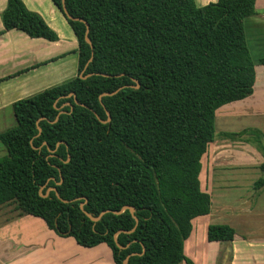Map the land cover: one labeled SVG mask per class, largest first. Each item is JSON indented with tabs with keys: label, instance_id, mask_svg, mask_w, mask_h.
Returning <instances> with one entry per match:
<instances>
[{
	"label": "trees",
	"instance_id": "1",
	"mask_svg": "<svg viewBox=\"0 0 264 264\" xmlns=\"http://www.w3.org/2000/svg\"><path fill=\"white\" fill-rule=\"evenodd\" d=\"M6 1L5 32L58 41L22 0ZM49 1L75 38L78 75L12 105L15 126L0 133V209L13 205L19 217L40 219L82 248L105 245L113 264H191L183 251L191 222L211 209L199 182L209 145L255 148L263 174L254 189L264 190V135L215 134L217 110L253 93L244 20L256 15V0L201 8L195 0H65L68 14L89 27L86 69L85 25L66 19L62 0ZM81 204L93 217L110 213L93 223ZM124 207L135 210L137 225L127 210L113 214ZM234 236L228 226L207 229L209 243Z\"/></svg>",
	"mask_w": 264,
	"mask_h": 264
},
{
	"label": "crops",
	"instance_id": "2",
	"mask_svg": "<svg viewBox=\"0 0 264 264\" xmlns=\"http://www.w3.org/2000/svg\"><path fill=\"white\" fill-rule=\"evenodd\" d=\"M27 1L29 4L42 2V0ZM216 1L207 0L202 4L206 6ZM22 3L26 7L25 0H22ZM6 5V0H0V130L8 126V121L14 118L4 112L6 109H4L5 103L3 104V87L13 91L16 87L22 93H27L32 88L39 87L47 79L57 82L62 80L61 78H67L73 69L75 71L73 78L78 75L77 60L74 67H71V62L67 61L71 55L77 57L75 39L69 41L67 48L61 50L62 42L59 37L57 42L51 43L43 39H31L16 30L5 32L1 14L6 9ZM255 9L256 15L244 20L246 44L255 66L253 93L247 99L217 110L215 119H245L248 125H245L241 131L247 128L254 129L264 135V66L258 64L264 58V0H256ZM55 10L51 12L54 21H56V13H59ZM60 16L63 18L61 14ZM40 71L44 73L41 74ZM28 98L30 97L25 99ZM17 101L7 102V107L10 106L12 110V105ZM3 149L5 148L0 143V158L4 157L6 150L3 152ZM262 164L261 154L251 145L218 139L209 145L201 159L199 182L201 191L211 198V209L209 215L191 222L192 231L185 242L195 236L198 227H201L202 232L205 233L206 240L207 229L210 226H228L235 231V236L230 244L207 241V244L203 245L205 247L190 246L191 256L185 253L184 255L191 264H264V190L257 195L254 189L262 178L263 173L260 170ZM27 217L0 221V224L7 225H0L4 226L0 228V264H109L108 260L94 258V255L88 252L85 254L78 252L80 257L78 258L77 255L67 263L54 261L58 259L56 253L47 257L49 254H44V249L38 246L37 242L47 236L55 239V233L46 228L42 230V236L39 238L27 237L26 235L32 230L24 226ZM197 219L201 222L200 226L195 227L194 223ZM16 241L19 243L16 244ZM100 247L102 245L92 250ZM194 251L202 252V255L195 259ZM229 256L230 261L227 263Z\"/></svg>",
	"mask_w": 264,
	"mask_h": 264
},
{
	"label": "rangeland",
	"instance_id": "3",
	"mask_svg": "<svg viewBox=\"0 0 264 264\" xmlns=\"http://www.w3.org/2000/svg\"><path fill=\"white\" fill-rule=\"evenodd\" d=\"M207 0H195V5L197 8H201L204 7L203 6V2H205ZM25 4H26V8L28 11L33 12V13H37L38 15H40V17L43 19V21L51 28L55 31V33L58 35V37L60 38L61 42H62V49L67 48L66 45H68L69 41H74V36L73 33L71 31V29L69 28V26L67 25V23L64 21V19L60 16L59 13H56V21L52 20L51 17V12L55 10V8L53 7V5L51 4V2L49 0H42V2H36V3H31L29 4V2L27 0H25ZM56 11V10H55ZM77 60L76 55H71L67 58L68 62H71V67L75 66V62ZM42 70H44V68H42ZM41 74H43V71H40ZM71 73V72H70ZM46 75V73H45ZM69 75V74H68ZM75 75V71L73 69L72 73L70 74V76H68L67 78H61L62 80H57V82H54V80H50L47 79L45 82H43V84H41L39 87L37 88H32V90H30L27 93H22L19 89H17L16 87L13 90H9L5 87H3L2 89V93L4 95L3 98V104L5 103V107L4 112L7 113L8 115H12V110L10 108V106L7 107V102L10 101H17V100H21V99H25L26 97H31L41 91H44L46 89H49L51 87H54V85H57L58 83L63 84L69 80H71ZM82 75V73H81ZM59 84V85H60ZM1 90V88H0ZM9 120V118H8ZM227 121H229L227 123ZM9 125L5 126L4 128H2V130H0L1 132H4L8 129H11L15 126V120L13 118L12 121H8ZM245 125H248L247 122H245V119H226V120H221L220 118H216L215 119V134L216 137H218V134H220L221 132H228V131H241L243 129V127ZM248 129V128H247ZM216 139V138H215ZM219 140V139H218ZM241 143V142H239ZM245 144V143H243ZM249 145V144H248ZM5 151V149H3V152ZM0 155H1V150H0ZM6 155V151L4 156ZM17 217H19V212L15 210V207L13 205L11 206H6L0 209V221H8L9 219L14 220ZM26 217V216H24ZM21 218V217H20ZM27 221H24V226L25 227H30V233L27 234L26 236L29 238H32L33 236L36 238H39L42 236L41 232L42 230H46V226L44 224V222L40 219H36L33 217L28 216ZM201 221L199 219H197L194 223V226L197 227L200 226L199 223ZM4 226V223H2ZM0 224V225H2ZM4 226H0L4 227ZM203 230L201 229V227H198V230L195 234V236L187 241L184 242V253L187 256H191V254L189 253V248L192 245H195L196 247H201L205 244H207V240H206V235L205 233L202 232ZM21 233V232H20ZM54 233V232H53ZM56 237L55 239L50 238V236L47 237H43L41 239L38 240L37 245L42 247V249H44V254H49L47 257L53 255L54 253H56L58 256V259H55L54 261H59L60 263H67L70 261V259H73L75 256L78 255V252H82V254H85L86 252L91 253L92 255H94V258H103L105 261H109V264H113L112 260H111V254L110 251L108 250V248L105 245H102V247L100 248H96V249H85L82 248L78 245H76L75 241L73 238H62L56 234H54ZM61 238V239H58ZM16 244L19 243V241L15 242ZM20 246V245H19ZM78 247V248H77ZM205 247V246H203ZM202 247V248H203ZM87 250V251H86ZM77 252V254H76ZM195 254V259H198L201 255L202 252L199 251H194L193 252ZM80 257V255H78V258Z\"/></svg>",
	"mask_w": 264,
	"mask_h": 264
},
{
	"label": "water",
	"instance_id": "4",
	"mask_svg": "<svg viewBox=\"0 0 264 264\" xmlns=\"http://www.w3.org/2000/svg\"><path fill=\"white\" fill-rule=\"evenodd\" d=\"M62 12H63L64 16L66 17V19H67L68 21H71V22H79V23H82V24L85 25V29H86V31H85L84 39H85L86 44L89 45V47H90V49H91V58H90V60L88 61L87 65L85 66V69H86L87 66L91 63L92 58H93V48H92V44H91V41H90L89 38H88L89 27H88L87 23H85L82 19L73 18L72 16H70V15L68 14V12H67V10H66V8H65V0H62ZM83 73H84V72H82V74H83ZM92 76H94V75H87V76H85V77H81V78H82L83 80H85V79L90 78V77H92ZM95 76H102V77H104V78H109V76H107V75H96V74H95ZM117 77H118V76H117ZM134 83L136 84V87H134V89H138V88H139L138 82H137V81H134ZM116 93H117V91L114 92V93H112V94H109V93L102 94L101 97H110V96L115 95ZM70 97H73V98H74V103H75L76 105H79V106H81V107H84L83 105H80V104L77 103L74 94L68 95L66 98L69 99ZM101 97H100V98H101ZM68 106H69V105H68ZM107 116H108V120H107L106 122H104V121H100L102 124H106L107 122L110 121V117H109V114H108V113H107ZM37 130H38V133L40 134V133H41V129H40L39 127H37ZM42 190H43V188L40 189V192H41ZM49 191H54V192H55L54 189H50V190H48V192H49ZM55 194H56V196H57V198H58L57 193H55ZM40 195H41V193H40ZM41 196H42V195H41ZM42 197L45 198L46 196H42ZM59 200H60V199H59ZM62 202L65 203V204L67 203L66 201H62ZM83 206H84V204H81V205H80V209H81L82 213L86 216V218H88V219H89L91 222H93V223H97V222L102 218V216H104V215L107 214V213H110L109 211H106V212L101 213L98 217H93V216H91L90 214H88V213H86V212L84 211ZM126 210H127V211L130 213V215L133 217V219L135 220V223H136V225H137V219H136L135 216H134L135 210H134L133 208H131V207H124L121 211H119V212H113V214H115V215H119V214H122V213H123L124 211H126ZM135 227H136V226H135ZM134 230H135V228H134L131 232H127V234H131ZM115 238H116V236H115ZM116 246H117L118 248L122 249L118 244H116ZM127 262H128V258H126V259L124 260L123 264H127Z\"/></svg>",
	"mask_w": 264,
	"mask_h": 264
}]
</instances>
